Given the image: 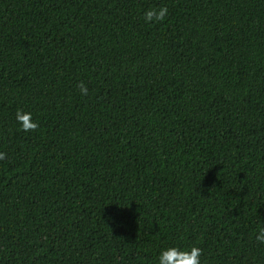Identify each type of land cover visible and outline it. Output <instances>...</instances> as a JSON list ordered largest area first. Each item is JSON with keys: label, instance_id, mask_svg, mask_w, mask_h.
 <instances>
[{"label": "trees", "instance_id": "16d2710c", "mask_svg": "<svg viewBox=\"0 0 264 264\" xmlns=\"http://www.w3.org/2000/svg\"><path fill=\"white\" fill-rule=\"evenodd\" d=\"M0 152V264H264V0H0Z\"/></svg>", "mask_w": 264, "mask_h": 264}, {"label": "clouds", "instance_id": "9594fccd", "mask_svg": "<svg viewBox=\"0 0 264 264\" xmlns=\"http://www.w3.org/2000/svg\"><path fill=\"white\" fill-rule=\"evenodd\" d=\"M168 15L166 6L153 7L147 9L143 14L145 23H156L165 20ZM82 95L88 94L87 87L80 82L78 84ZM15 121L19 130L24 132L33 131L38 128V122L32 118V113L23 109H17L15 113ZM5 158V153L0 152V160ZM255 239L260 243H264V226L260 227L255 233ZM202 249L196 245L187 248L169 245L159 250L156 256V264H201Z\"/></svg>", "mask_w": 264, "mask_h": 264}]
</instances>
